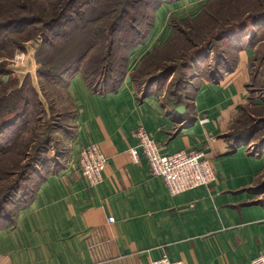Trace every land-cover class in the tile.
<instances>
[{
	"label": "crops",
	"instance_id": "obj_1",
	"mask_svg": "<svg viewBox=\"0 0 264 264\" xmlns=\"http://www.w3.org/2000/svg\"><path fill=\"white\" fill-rule=\"evenodd\" d=\"M195 1L164 0L144 41L129 51L116 89L91 84L82 70L63 75L75 114L72 160L41 171L35 196L0 225V264H152L164 254L187 264H252L264 253V135L256 138L264 118L248 126L243 118L252 102L264 107L252 87V46L234 49L232 62L196 78L185 97L168 98L152 81L138 87L140 67L152 66L153 52L170 37L168 19L183 17ZM141 126L166 153L204 151L214 182L171 195L141 150L138 160L131 155ZM88 143L108 158L97 186L77 163Z\"/></svg>",
	"mask_w": 264,
	"mask_h": 264
},
{
	"label": "rangeland",
	"instance_id": "obj_2",
	"mask_svg": "<svg viewBox=\"0 0 264 264\" xmlns=\"http://www.w3.org/2000/svg\"><path fill=\"white\" fill-rule=\"evenodd\" d=\"M63 1L70 3L65 8L68 9L66 19L64 18L65 20L56 26L55 23L48 27L46 24H50L51 20L62 12L58 5L59 2ZM63 1L12 0L13 3L9 4L11 7H7V9L12 8L14 13L19 12L22 15H28V21L31 25L30 29L27 28L24 33L11 35L16 40L23 41L19 47L13 48L12 51L8 48L6 51H0V65L9 71V75L12 74V77H9L8 74L0 75V88L2 86L3 89L9 86L15 88L26 76L25 79L30 80V85H33L40 92V99L43 102V106L38 108L40 116L33 113V115L29 114V117L31 120L35 116L39 118V125L42 122L40 130L52 134L55 140L45 148L46 154L44 156L47 159L48 168L54 169L63 167L72 160L71 141L67 135L71 136L74 132L75 114L65 103L62 87L64 84H59V82L58 85H50L46 81L47 75L43 76L47 74L49 68L46 64L55 58L57 51L61 53L64 48L70 45L65 40L55 39L58 37L52 34L57 32L68 37V32L76 36L73 41L77 40L71 43L72 46L77 43L81 45L87 42L88 44L92 40L90 54L87 53V58L83 60L87 61L90 56L94 57L93 61L98 63L97 66L99 67L102 63L97 62L96 59L101 60L100 58L106 56L102 65L104 68L100 69L102 75L93 77L96 82H100L102 87L105 78L115 76L113 71H110L109 74H105V71L117 67L116 64L123 61L121 58L129 56L128 52L138 43L144 41L150 27L155 23L156 12L159 9L156 6L160 3L164 4L163 0ZM176 1L169 0L173 3ZM191 6L194 7L191 10L187 7L182 10L183 12L180 14H183V17L177 15L168 19L172 27L170 37L153 52L152 66L146 63L140 67L138 87L144 88L152 81V87L168 98L172 94L179 97L190 95L199 82L196 78L200 76L209 77L227 61L231 60L232 62L234 60L233 50L238 47L237 41L245 37L246 45L252 46L254 49V57L251 60L253 92H257L258 97L264 96V0H196L195 3L191 2ZM4 13L5 11L2 10L0 17L3 15L5 17ZM255 16L259 20L258 23H253L252 18ZM47 21L49 23H45ZM243 22H246L248 26L247 34L249 33V35L244 34V31L241 30L236 34L238 36L236 42L234 38H222L227 33L228 28V30H231L230 27L232 26L242 28L241 23ZM47 35L56 41L55 49H51L50 44L45 42ZM94 39L95 41H93ZM42 43L46 47L44 56L42 55L43 58H41L43 63L38 62L36 57L37 49ZM20 49L26 54L23 65L13 63L16 51ZM76 55L79 54L76 53ZM84 61L81 62L86 64ZM84 68L94 71V67L89 64L84 65ZM149 73H152V79L151 75H148ZM18 88L20 87L18 86ZM43 92H47L46 97H44ZM244 116L246 126L253 124L258 116L264 118V107L252 102ZM55 122H57L56 125L62 126L58 131L53 127ZM259 126L264 128V123L259 124ZM38 134H40L39 131ZM262 135H264V131H261L256 138L258 139ZM30 138L31 135H28V140ZM12 158L7 159L9 166L16 160ZM1 166L5 167L6 165L0 161ZM12 169L9 171L11 172ZM42 176L41 170H39L31 182L23 185L24 188L33 189V181L35 183L40 182ZM12 194L13 198H19L22 195L21 193ZM11 206L9 210L12 209Z\"/></svg>",
	"mask_w": 264,
	"mask_h": 264
},
{
	"label": "trees",
	"instance_id": "obj_3",
	"mask_svg": "<svg viewBox=\"0 0 264 264\" xmlns=\"http://www.w3.org/2000/svg\"><path fill=\"white\" fill-rule=\"evenodd\" d=\"M12 3V0H0V12L2 10L3 12L5 11V17L4 15L0 17V51H6V48H8V50L11 49L10 51H12L13 48L19 47L23 41H18L11 35L22 34L27 31V28H29L31 25L28 21V15L25 16L19 12L14 13L12 8L7 9V7H11L9 4ZM69 4V1L59 2L58 6L61 7L62 12L56 18L51 20L50 24L46 25L51 27L56 23V26L59 24V22L65 20L66 12L68 10L65 8L68 7ZM161 4L162 3L156 7L159 8ZM64 10L66 11L63 12ZM121 14L123 15L122 12ZM252 20L253 23L259 21L257 16L252 18ZM45 23H49V21ZM241 24L242 28H235L234 26L230 27L232 28L231 30H228V28L227 33L224 34L222 38H234V41L236 42V37H238L236 34L241 30L244 31V34L249 35V33L247 34L248 26L246 22ZM67 34H69L68 37H64V34L62 35L61 33L57 32L52 34L58 37L55 39H58L59 41L60 39L65 40L69 42L70 45L69 47L64 48L61 53L56 50L57 54H55V58H52L51 62H48V64L45 63L49 68L47 69V74H44L43 76L45 77L47 75L46 81L50 85L55 86L58 85L59 82V84L64 83V74L73 70H82L88 81L93 85L96 84L97 82L93 79V77L102 75L101 70L104 68V66H102L103 60H106V56L100 58L101 60L96 59L97 62L100 61L102 63V65L100 64L99 67L97 66L98 63L93 61L94 57L90 56L89 60L84 61L83 59L87 58L86 56L90 54L89 51L92 47V40L88 44L87 42L81 45L77 43L76 45L72 46L71 43L76 42L77 40L76 39L73 41L76 36L68 32ZM93 41H95V39ZM45 42L50 44L51 49H55L57 46L56 41L52 40L50 35H47ZM237 45V48H241L246 45L245 37L244 39L240 38L237 41ZM45 48V44L42 43L37 49L36 57L38 62L43 63L41 58L44 56ZM76 53L79 55H76ZM113 57L114 55L112 58ZM128 58V56L121 58L123 61L119 64H116L117 67H113L112 70L107 72L105 71V74H109L110 71H113L115 76L108 77V79L105 78L102 87L103 89L113 90L117 88L126 73ZM81 61L93 66L94 71L85 69L84 65L86 64H82ZM8 73L9 71L0 65V75H5ZM210 75L213 76V74ZM29 81V79H25L20 88L11 89L10 86L5 87L4 89L3 86L0 88V161L4 162L6 165L5 167H0V225L13 221V216L15 215L18 208L26 204L28 200L35 196L40 182L35 183L33 181V189H30L29 187L28 189H25L23 185L27 182H31L33 177L38 174L37 172L39 170L47 172L49 169H54L48 168L49 166L47 165V159L44 156L46 154L45 148L48 145H51V143H53L55 140L53 139L52 134H48L46 133L47 131L42 132L40 130V125L42 122L39 125V118H36L35 116L34 119L31 120L29 117V114L33 115V113H36L38 116H40L38 114V108L39 106H43V102L40 99V92H38L33 85H30ZM46 93L47 92H43L44 97H46ZM262 122L264 123V120ZM56 123L57 122L54 123L53 127L58 131L62 126H58ZM253 127L255 128L256 125ZM38 131L40 134H38ZM28 135H31L29 140ZM72 135H67V137H72ZM10 157H13L12 159H16L14 162H12V164H10L13 169L10 168L11 166H9L7 161V159ZM9 169H12V171L10 172ZM42 177L40 181L42 180ZM12 193H21L22 195L19 198H13ZM10 206L12 209L9 210Z\"/></svg>",
	"mask_w": 264,
	"mask_h": 264
},
{
	"label": "built area",
	"instance_id": "obj_4",
	"mask_svg": "<svg viewBox=\"0 0 264 264\" xmlns=\"http://www.w3.org/2000/svg\"><path fill=\"white\" fill-rule=\"evenodd\" d=\"M16 51L13 63L23 65L26 54ZM138 141L136 147L130 149L134 160L139 159V150L146 157L153 175L163 178L171 195L175 196L199 186L210 185L217 177L212 160L202 150L187 149L174 153L163 151L161 144L144 127H138L135 132ZM77 163L83 177L91 186H97L104 179L108 158L96 143L82 146ZM114 221V218H110ZM152 264H187L183 260H172L167 254L152 261ZM252 264H264V253Z\"/></svg>",
	"mask_w": 264,
	"mask_h": 264
},
{
	"label": "water",
	"instance_id": "obj_5",
	"mask_svg": "<svg viewBox=\"0 0 264 264\" xmlns=\"http://www.w3.org/2000/svg\"><path fill=\"white\" fill-rule=\"evenodd\" d=\"M182 110H184V106H180V107L178 108V111H179V112H181Z\"/></svg>",
	"mask_w": 264,
	"mask_h": 264
}]
</instances>
